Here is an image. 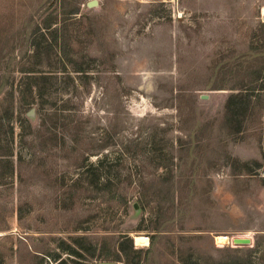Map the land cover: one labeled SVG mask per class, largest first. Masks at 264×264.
Masks as SVG:
<instances>
[{
	"label": "rangeland",
	"instance_id": "rangeland-1",
	"mask_svg": "<svg viewBox=\"0 0 264 264\" xmlns=\"http://www.w3.org/2000/svg\"><path fill=\"white\" fill-rule=\"evenodd\" d=\"M89 1L0 0V264H264V0Z\"/></svg>",
	"mask_w": 264,
	"mask_h": 264
},
{
	"label": "water",
	"instance_id": "water-1",
	"mask_svg": "<svg viewBox=\"0 0 264 264\" xmlns=\"http://www.w3.org/2000/svg\"><path fill=\"white\" fill-rule=\"evenodd\" d=\"M98 0H90L87 5L88 7H94L98 5ZM32 115H34V108L31 110ZM253 240L250 236H235L233 238V244L235 246L238 245H247V244H252ZM102 264H113L112 262H103Z\"/></svg>",
	"mask_w": 264,
	"mask_h": 264
},
{
	"label": "bare ground",
	"instance_id": "bare-ground-1",
	"mask_svg": "<svg viewBox=\"0 0 264 264\" xmlns=\"http://www.w3.org/2000/svg\"><path fill=\"white\" fill-rule=\"evenodd\" d=\"M263 16H264V9H263ZM234 237L235 236H229L227 234H219L217 236V241L220 242V243H225V242H228L229 241V242H231L233 244V238ZM148 242H149V237L148 236L141 235V234H139V235L136 236V243L137 244H147Z\"/></svg>",
	"mask_w": 264,
	"mask_h": 264
},
{
	"label": "trees",
	"instance_id": "trees-1",
	"mask_svg": "<svg viewBox=\"0 0 264 264\" xmlns=\"http://www.w3.org/2000/svg\"><path fill=\"white\" fill-rule=\"evenodd\" d=\"M262 52H264V51H262ZM262 52H260V53L262 54ZM254 56H257V54L255 53ZM261 64H262V66H264V61L263 60H261ZM125 235H126L127 238H129L132 241V238L130 237L129 234H125Z\"/></svg>",
	"mask_w": 264,
	"mask_h": 264
}]
</instances>
